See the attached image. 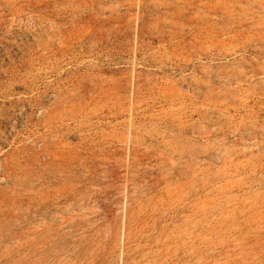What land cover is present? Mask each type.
Wrapping results in <instances>:
<instances>
[{
  "label": "rangeland",
  "instance_id": "rangeland-1",
  "mask_svg": "<svg viewBox=\"0 0 264 264\" xmlns=\"http://www.w3.org/2000/svg\"><path fill=\"white\" fill-rule=\"evenodd\" d=\"M0 264H264V0H0Z\"/></svg>",
  "mask_w": 264,
  "mask_h": 264
}]
</instances>
